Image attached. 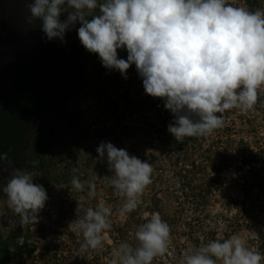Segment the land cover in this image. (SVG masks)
I'll use <instances>...</instances> for the list:
<instances>
[{"label":"clouds","instance_id":"clouds-1","mask_svg":"<svg viewBox=\"0 0 264 264\" xmlns=\"http://www.w3.org/2000/svg\"><path fill=\"white\" fill-rule=\"evenodd\" d=\"M26 6L27 23L39 22L47 40L66 43V32L79 23L80 43L98 54L103 67L119 71L127 79L134 64L145 93L163 99L164 107L173 114L167 130L177 142L211 135L224 126L227 110L246 113L253 109L258 89L264 87V9L234 6L230 0H29ZM64 13L67 15L61 20ZM118 49L127 51V59L118 57ZM96 151L99 159L106 157L113 173L103 180L123 198L118 215L127 218L152 183L153 167L110 142L102 141ZM33 179L26 169H16L3 188L22 227L39 222V212L48 200L46 189ZM70 183L81 193L87 186L82 201L97 195L92 180L82 181L74 174ZM112 214L111 205L100 201L70 222L68 228L83 237L81 251L103 248L112 228ZM144 215L146 222L135 231L138 246L121 242L114 249L113 264H152L167 251L170 225L158 212ZM262 261L264 253L247 247L241 236L233 234L193 245L181 264Z\"/></svg>","mask_w":264,"mask_h":264},{"label":"rangeland","instance_id":"rangeland-1","mask_svg":"<svg viewBox=\"0 0 264 264\" xmlns=\"http://www.w3.org/2000/svg\"><path fill=\"white\" fill-rule=\"evenodd\" d=\"M230 3L251 10L264 9V0H230ZM94 14H98V9ZM66 15L62 14L61 20ZM87 18L91 20L92 17ZM79 27L77 23L65 34L79 48L84 66L81 90L74 93V87H71L70 100L66 105V110L74 118L73 128L63 121L56 122L52 129L51 151L43 155L42 169L30 171L33 183L43 185L48 195L44 209L39 212V222L22 227L20 217L7 204L6 193L0 197V239L9 243V264H113L117 244L125 241L138 246L135 239L138 225L146 222L145 213L157 211L172 214L181 223L176 231H171L167 251L155 257L152 264H181L189 248L207 244L213 235L219 240L239 235L247 247L264 253V243L261 247L256 235L257 232L264 234V212L248 207L245 215L242 211L222 209V205L231 198L239 202L243 199L238 188L234 187L241 169V156L237 150L256 152L264 148V87L258 89V101L253 109L246 113L235 108L227 110L223 114L224 126L211 135L200 137L193 143L177 142L167 130L174 120L173 114L164 107L163 99L145 93L135 65L128 69L127 79L119 71L103 67L98 54L88 52L80 43L76 31ZM127 55L125 49H118L119 58L127 59ZM102 141L125 149L153 167L152 183L140 198L138 208L127 218L118 215L123 198L117 196L113 187L103 180L113 173L108 170L106 157L103 160L98 158L96 149ZM212 148L232 151L233 155L219 176L214 175L211 167L205 168L208 164L204 165L203 171L196 169L195 179H213L210 186L214 195L209 207L213 217L202 229L189 231L185 219H181L185 212L180 206H184V210L187 208L180 191L182 179L173 165L179 161L185 163V150L192 157L201 154L206 157V152ZM261 164L263 160L255 168ZM74 168L78 169L77 173H73ZM13 171L11 164L0 166V180L5 174L9 179ZM74 174L82 181H94L97 192L94 199H80L86 195L87 186L83 193L75 191L70 183ZM100 201L113 209L112 228L108 232L115 234V228H119L124 238L116 243L105 240L111 246L110 250L103 242L101 250L81 251L83 237L76 236L68 226L83 216L88 207L95 208ZM237 224L240 227L234 229ZM230 226L234 231L231 232ZM213 230H216L214 234ZM207 236L208 242L204 240ZM15 245L19 247V253L15 252Z\"/></svg>","mask_w":264,"mask_h":264},{"label":"trees","instance_id":"trees-1","mask_svg":"<svg viewBox=\"0 0 264 264\" xmlns=\"http://www.w3.org/2000/svg\"><path fill=\"white\" fill-rule=\"evenodd\" d=\"M64 39L66 43L59 39L49 41L40 29V41L30 62L23 67L15 80L0 92V166L22 163L21 170L26 169L30 172L42 169L43 155L51 151L54 124L63 121L69 128H73L74 118L66 110V105L71 96L70 88L74 87V93L81 90L84 66L79 48L68 36L65 35ZM50 103L53 105L49 108ZM54 105L57 107L55 108ZM199 138L186 137L184 140L193 143ZM206 153V157H203V154L192 157L185 150V163L179 161L173 165L175 171L180 173L179 178L182 179L180 191L185 198L187 208L185 207L184 210V206H180L182 212H185L181 219H185L184 223L189 231L202 229L206 221L211 222L213 217L209 212L210 201L214 195V190L210 186L213 179H195L196 169L203 171L204 165L208 164L205 168L211 167L214 175L219 176L227 167L228 159L233 155L232 151L215 148ZM237 153L241 156V169L238 170L240 176L234 182V187L238 188L243 199L239 202L231 198L230 203L228 201L222 205V209L242 211L245 215L248 213V207L264 212V148L256 152L242 149L237 150ZM262 160L263 164L256 169V165ZM33 161L36 163L34 164ZM246 168L248 170H245ZM5 182H8V179L4 182L0 180V197ZM157 212L170 225L171 231L177 230L178 224L181 223L178 219H174L172 214ZM237 225L234 229L240 227L239 224ZM229 228L232 229L231 232L234 231L232 226ZM118 229L115 228L117 230L115 234L107 232L108 240L116 243L124 238L121 230ZM212 232L214 234L216 230ZM256 235L262 247L264 234L257 232ZM225 236L227 237L228 233ZM208 239V236L204 238L207 242ZM210 239L217 238L213 235ZM1 244L5 252L0 257V264H9V243L1 242ZM104 245L107 249H111L106 241ZM15 252H20L17 245Z\"/></svg>","mask_w":264,"mask_h":264},{"label":"water","instance_id":"water-1","mask_svg":"<svg viewBox=\"0 0 264 264\" xmlns=\"http://www.w3.org/2000/svg\"><path fill=\"white\" fill-rule=\"evenodd\" d=\"M28 2L0 0V92L30 62L40 41L39 22L27 23Z\"/></svg>","mask_w":264,"mask_h":264},{"label":"flooded vegetation","instance_id":"flooded-vegetation-1","mask_svg":"<svg viewBox=\"0 0 264 264\" xmlns=\"http://www.w3.org/2000/svg\"><path fill=\"white\" fill-rule=\"evenodd\" d=\"M53 104L52 103H50L49 105H48V107L50 108V106H52ZM54 107L56 108L57 106L56 105H54ZM11 165H13L14 166V170H16V169H22V163H14V164H11ZM7 178H8V176L5 174V175H3V180H1V181H5V180H7ZM1 242H6V241H3V240H1ZM1 242H0V257H2V255H3V253L5 252V249L4 248H2L3 247V244H1Z\"/></svg>","mask_w":264,"mask_h":264},{"label":"built area","instance_id":"built-area-1","mask_svg":"<svg viewBox=\"0 0 264 264\" xmlns=\"http://www.w3.org/2000/svg\"><path fill=\"white\" fill-rule=\"evenodd\" d=\"M21 244H22L21 242L18 243L19 246H21Z\"/></svg>","mask_w":264,"mask_h":264}]
</instances>
